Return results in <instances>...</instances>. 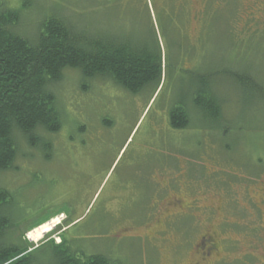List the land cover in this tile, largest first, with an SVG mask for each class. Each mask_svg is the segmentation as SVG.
I'll use <instances>...</instances> for the list:
<instances>
[{
  "label": "rangeland",
  "instance_id": "1",
  "mask_svg": "<svg viewBox=\"0 0 264 264\" xmlns=\"http://www.w3.org/2000/svg\"><path fill=\"white\" fill-rule=\"evenodd\" d=\"M105 1L1 0L6 9L20 13L15 32L30 42L53 17L64 18L77 30L87 28L90 39L110 33L122 41L134 40V30H122L128 24ZM219 1L218 20L209 25L202 48L195 46L194 60L206 74L221 72L211 78L210 90L212 97L224 101L223 120L192 127L180 151L172 153L182 161L181 169L174 163L164 169L162 164L156 187H146L147 193L138 188L140 199L147 201L134 199L124 180H133L129 174L136 162H129L134 153L160 147L151 135L167 91L155 95L148 89L133 100L127 92L113 90L109 81L86 80L78 69L64 71L53 89L61 130L41 133L50 141L48 151L15 134L18 158L12 169L0 173L1 186L12 197V221L18 223V232L26 233L29 245H59L65 236L81 252L105 254L122 264H264V171L256 165L260 158L264 165V0ZM190 4L195 13L202 6ZM197 29L193 22L192 36ZM231 73L248 78L249 88L228 78ZM86 125L93 127L92 137L103 127L111 140L105 152L99 151L100 158ZM167 173L172 175L171 198L157 203L154 196L164 195L161 184ZM195 199L200 209L180 215ZM54 220L60 224L40 242L29 239L31 232ZM209 231L219 247L210 262H203L200 240Z\"/></svg>",
  "mask_w": 264,
  "mask_h": 264
},
{
  "label": "trees",
  "instance_id": "2",
  "mask_svg": "<svg viewBox=\"0 0 264 264\" xmlns=\"http://www.w3.org/2000/svg\"><path fill=\"white\" fill-rule=\"evenodd\" d=\"M189 1L192 3V0H106L105 6L114 9L124 25L128 24V29L122 30H134V40L122 41L110 33L90 39L87 28L77 30L64 18L53 17L42 25L43 31L35 42H30L15 32L20 13L6 9L0 0V173L12 169L18 158L15 134L22 135L31 147L48 151L50 141L41 133L61 130V112L53 89L63 80L65 70L78 69L86 80L117 83L133 93L150 86L157 91L162 80L164 51L167 67H175L180 49L176 42L184 34L186 20L196 19L200 13L189 8ZM193 1L196 5L197 0ZM211 18L218 20L216 15ZM220 74L205 73L204 81L194 82L188 96L194 110L211 125L223 120L224 101L211 96L209 80ZM228 78L237 80L242 88H249L250 80L238 73H231ZM11 199L10 192L0 184V264H122L105 254L81 252L65 236L59 245L53 241L39 247L29 245L26 233L18 232V223L12 221Z\"/></svg>",
  "mask_w": 264,
  "mask_h": 264
},
{
  "label": "flooded vegetation",
  "instance_id": "3",
  "mask_svg": "<svg viewBox=\"0 0 264 264\" xmlns=\"http://www.w3.org/2000/svg\"><path fill=\"white\" fill-rule=\"evenodd\" d=\"M197 2L198 3L200 2V5H202L201 9H198V12L200 13H198V16L196 19L186 20L187 21L186 27L183 30L184 34H182V37L181 39H179L178 42L175 41L176 43H178V46L180 48L179 57L177 56L178 64L175 65V67H172L171 69H169L166 64L167 61L165 59V56H167V54L165 51L163 53L164 66H163L162 80H161L160 87L158 88L157 91H155V95L160 89L166 90L167 95L164 101V106L162 107L160 111V115L157 118V121L155 123L154 134L151 135L154 143L157 142L160 145V147H157V148L148 147L145 149L143 153H136V154L134 153L132 155L129 164L136 162L134 164L136 167L131 169L130 171L131 174H129V177L133 175V180L132 182H129L128 179L124 181L127 183L126 184L127 186L133 189L134 194L132 195V197L134 199L139 200L141 197V194L138 188L143 187V191L147 193L145 190L146 187L149 189H151V187H156V183H158V181L156 180V177H157L156 173L158 172V169L162 170L163 168L162 164H165L164 169H167L168 167L166 166L167 164H169V167L171 168L173 163L174 165L176 164V165H179L180 167V165L182 164V161H179V159H176V158L175 159L177 161L173 159V155H172L173 151L174 150L180 151L181 141L183 140L185 141V139L187 141L188 133L189 131H192V127L196 124L202 125L204 122L203 115L197 113L194 110L193 105H191V102L188 99L191 87H193L194 82L197 81L201 83L202 81H204V74H205L202 68L198 69L195 66L196 65V62L194 60V58L196 57L195 56V46L199 45V47L202 48L201 44L208 33L209 25L215 22V19L211 18V16L215 15V10L220 9L221 1L219 0H197ZM215 2H219L217 8L214 5ZM188 5L189 6L191 5L190 1ZM206 16L210 18H206ZM193 22L194 23L196 22L198 26V29H197L198 34L196 36H192L194 32L192 31ZM190 26L191 28L189 29ZM188 29L190 30V32ZM192 40H195V41H192ZM176 53H178V51H176ZM171 54H173V60H176L175 51H173V53ZM195 77H197V79H195ZM213 77L214 75L211 76L210 79L209 78L208 79L211 80V78ZM111 83L113 84V90L118 89V90L127 92L128 94L132 96L133 100L140 97V95L144 93L146 90L153 89L150 86V87L145 88L140 93H133L117 83H113V82ZM201 100L197 99V102ZM189 105H191L190 112L188 110ZM86 127L88 129L87 130L88 140L90 138V140L92 141V139L95 138V140H93L92 142L95 141L97 143V151L99 155L98 158H100V152L101 151L105 152V149L110 144L111 140H109V138L108 140L106 139L105 130L103 129V127L99 128L98 133H96L94 137H92L93 134H91V132L94 131L93 127L89 125L88 126L86 125ZM85 144H87V146L91 145L89 141L88 143L85 142ZM145 146L147 145L145 144ZM87 149H90V148H87ZM199 158H201L200 155L198 156V160ZM261 160L262 158H260V161ZM260 161L256 162V165L259 168H261L262 171H264V165H260ZM185 165L186 164H184V167ZM248 165L253 166V163L250 162L248 163ZM248 172L251 175H253L252 174L253 171L251 168L248 169ZM150 175H151V178H149ZM171 176L172 175L170 173H167L165 177L166 179L165 182L161 184L162 192L164 193V195L158 194L154 196L155 198H157V203L162 202L161 200L164 197L165 199L167 197L171 198V195L168 196L167 194L171 191L170 189L171 187L170 183L172 182ZM184 180L181 179V181H184ZM184 182H185L184 188H186L185 191L187 192L188 188L186 186V181ZM169 184H170V187H169ZM259 190L263 192L261 188ZM148 192L150 193L152 191L148 190ZM140 201L144 202V201H147V199L144 200L143 198H141ZM197 202L198 200L195 199L192 204V207L191 208L187 207L189 209H185L184 207V210H181L180 215L186 214L187 216L189 211H191L193 207L195 210L196 209L199 210L200 206H196ZM177 203L179 204L178 201ZM180 209H183V207L181 206ZM187 210H188V213H186ZM200 242L202 245V246H199V248L201 249V253L199 254L200 258L203 262H208V261L210 262L211 259H213L219 247V243L217 242L215 233L209 231L207 234H204L202 236Z\"/></svg>",
  "mask_w": 264,
  "mask_h": 264
},
{
  "label": "bare ground",
  "instance_id": "4",
  "mask_svg": "<svg viewBox=\"0 0 264 264\" xmlns=\"http://www.w3.org/2000/svg\"><path fill=\"white\" fill-rule=\"evenodd\" d=\"M57 224H59V220H54L52 224L40 227L29 234V239L34 243L40 242L46 234L50 233L52 229L57 226Z\"/></svg>",
  "mask_w": 264,
  "mask_h": 264
}]
</instances>
